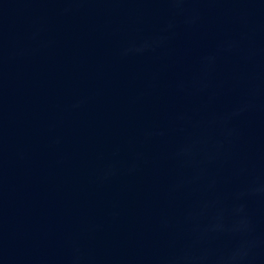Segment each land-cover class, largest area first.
Wrapping results in <instances>:
<instances>
[{"label":"water","instance_id":"obj_1","mask_svg":"<svg viewBox=\"0 0 264 264\" xmlns=\"http://www.w3.org/2000/svg\"><path fill=\"white\" fill-rule=\"evenodd\" d=\"M0 264H264V0H0Z\"/></svg>","mask_w":264,"mask_h":264}]
</instances>
